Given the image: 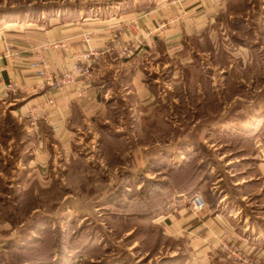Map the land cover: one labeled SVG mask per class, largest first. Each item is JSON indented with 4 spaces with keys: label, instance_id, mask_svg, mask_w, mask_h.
Instances as JSON below:
<instances>
[{
    "label": "rangeland",
    "instance_id": "obj_1",
    "mask_svg": "<svg viewBox=\"0 0 264 264\" xmlns=\"http://www.w3.org/2000/svg\"><path fill=\"white\" fill-rule=\"evenodd\" d=\"M43 1L0 0V14L8 12L12 3ZM178 65L174 76L161 65L148 74L149 89L156 97L153 103L136 107L121 99L124 92L118 88L105 101L103 117L77 118L70 147L58 145L48 151L51 156L43 171L23 167L21 161L32 150L23 149L25 138L18 132L29 138L30 131L11 113L6 135L0 136V251L11 258V264L23 261V256H39L49 248L43 245L46 240L64 248L61 258L81 253V264H100L111 256L124 264H183L185 255L188 264H195L198 258L190 252V235L178 232L175 209L181 200L192 207L180 190L200 160L208 164L194 193L200 192L209 205L219 198L226 203L228 195H246L243 200L251 201L254 208L262 204L264 187L255 176L251 178L249 163L254 154L264 155V145L258 140L256 146L248 133L254 130L240 124L246 118L235 122L221 118L245 115L238 105L246 110L264 101V0H231L215 26L194 42L187 59ZM8 114L0 108V120ZM260 122L264 130V120ZM17 161L19 167L11 170L8 162ZM147 185L155 194L161 192L167 211L146 212V199L140 194ZM120 186L122 197H130L129 208L124 201L110 202ZM202 210L193 208L197 213ZM171 212L169 221L163 220L161 213ZM33 225L43 226L44 232H28ZM90 236L94 238L90 251L89 246L69 251ZM12 238L18 239L20 251L28 242L35 247L24 254L4 251ZM37 238L41 243L36 244Z\"/></svg>",
    "mask_w": 264,
    "mask_h": 264
},
{
    "label": "crops",
    "instance_id": "obj_2",
    "mask_svg": "<svg viewBox=\"0 0 264 264\" xmlns=\"http://www.w3.org/2000/svg\"><path fill=\"white\" fill-rule=\"evenodd\" d=\"M122 1H43L37 9H33L30 3L17 2L10 6H24L22 10L0 14V108L4 107L24 121L30 131V137L22 144L25 151L31 147L32 155L22 161L19 159L24 162L23 167H39L43 171L51 156L48 151L58 145L70 147L72 134L78 130L77 118L105 115V101L113 90L115 94L124 92L121 99L136 107L140 103H153L156 97L149 89L148 74L161 65L174 76L179 62L187 59L194 42H200L202 35L215 26L231 0ZM103 7L105 9L100 10ZM161 24L163 27H159ZM112 33H117L122 42L142 40V50L123 59L118 58L114 51H104L110 46ZM85 34L89 36L88 43L84 41ZM43 44L57 46L43 47ZM88 46L103 50L88 80H77L61 90L46 84L39 87L43 85V78L29 66L38 55L46 57L49 71L60 73L69 70L75 61L74 55ZM49 98L54 100L53 105L47 103ZM40 103L43 106L37 112L38 119L32 123L28 110ZM241 106L237 108L244 109L246 122L240 124H246L247 131L254 130L260 135L255 138L256 146L259 145L258 140L264 145V130L258 126L264 120V101L256 107L247 106V111ZM254 119L257 121L252 123ZM116 133L121 134L117 130ZM6 150L2 149V152L6 153ZM18 161L7 165L15 171L19 167ZM250 161L249 172L254 173L251 178L255 176L264 187V155L254 154ZM230 196H227L226 203L219 198L214 205H209L204 198L205 208L199 213L183 200L177 204L175 215L181 226L177 231L181 236L190 235V252L198 258L195 264H231L219 247L220 239L230 241L254 261L263 258L264 201L254 208L251 201L243 200L246 195L240 198ZM186 198L190 202V196ZM162 214L163 220L168 222L172 212ZM93 239L91 236L87 239L83 246H89L86 250L90 251ZM80 254L61 258L60 264H81L84 256L80 258ZM182 263H189L187 255ZM107 264L124 263L120 259L109 258Z\"/></svg>",
    "mask_w": 264,
    "mask_h": 264
},
{
    "label": "built area",
    "instance_id": "obj_3",
    "mask_svg": "<svg viewBox=\"0 0 264 264\" xmlns=\"http://www.w3.org/2000/svg\"><path fill=\"white\" fill-rule=\"evenodd\" d=\"M159 27H163L161 24ZM84 41L89 42V36L84 35ZM43 47L57 46V44H43ZM143 48L142 40H135L131 42H122L117 33H112L110 38V46L104 49V51H114L118 58H129L135 53L141 51ZM103 54V50L91 48L88 46L85 50L80 52L78 55H74L75 60L69 70L55 73L49 71L48 60L42 55H38L37 59L31 61L29 66L35 69L36 74L43 78L44 84L53 87L54 89L61 90L65 85H68L77 80H88L92 74V68L97 63ZM47 103L50 105L54 104V100L49 98ZM43 105L35 104L28 110V118L32 123L38 119L37 112ZM190 203L196 211H200L205 208V200L200 192H196L190 196ZM219 247L225 252L226 257L229 259L231 264H264L263 258H259L254 261L249 256L242 254L230 241L220 239ZM264 249V247H263ZM264 252V251H263Z\"/></svg>",
    "mask_w": 264,
    "mask_h": 264
},
{
    "label": "trees",
    "instance_id": "obj_4",
    "mask_svg": "<svg viewBox=\"0 0 264 264\" xmlns=\"http://www.w3.org/2000/svg\"><path fill=\"white\" fill-rule=\"evenodd\" d=\"M39 5H40V3L39 4H35V5H33L32 8L33 9H37V8L40 7ZM23 7L24 6H19L17 8L11 7V9L8 10V12H6L4 14H10L12 12H16V11L22 10ZM9 113L10 114H8L7 117H5L4 119L2 118L0 120V136L1 135H3V136L6 135L7 126H5L6 125L5 123H6L7 118L8 117H11V112H9ZM221 119H223L222 121L235 122V121H240L239 119H241V120L242 119H245V115L242 114V115H239V116H234L232 118L231 117H224V118H221ZM218 122L219 121H217L216 123H218ZM18 133L20 135H23V138L28 139V135L25 132L20 131ZM248 133H251L250 135H251V137H253V139L256 138V136H257V133L254 132V131L248 132ZM113 137H117V136H113ZM251 147H252V145H250V148ZM251 153H252V151H251ZM27 157L28 156L24 157V159H26ZM205 161L200 160V162L197 165V167H195L194 170L192 171V175L190 176V179L187 180L183 184L184 186H182V188L180 190V193L185 194V195H188V196H191L194 193L197 185L200 182L199 180L201 179V177L203 175H205V169H206V166L208 164V162L206 161V163H205ZM168 185H169V183H168ZM150 188L151 187L147 185L146 186V189L144 187V192L142 194H140L141 198L146 199V203H147L146 206H145L146 212L150 213V212H157V211H161V210L167 211L168 210L167 207H166L167 205L165 204V201H163L164 200V197L161 194V192L158 193V194H155V190L153 188L151 190ZM122 189H123V187L121 188V186H120V190L117 191L116 193H114L112 195L113 197L111 196L110 199H112V201H110V202H114L113 204L118 205V204H122V201H124L123 202V206L125 208H129L131 206L130 203H129V200H128L130 197L128 195V196H125L126 198H123L124 196L122 197V193H124V192L122 191ZM127 197H128V199H127ZM230 197L232 198L233 195H231ZM30 230L37 231V232H39V234H42V232H44L43 231V226H41L40 228H38L37 226L33 225L32 228L27 229L28 232H30ZM35 235H34V239H35ZM18 239H20V242L19 243L21 245V244H23V242L25 240V237L24 238L22 237V239L21 238H18ZM18 239L17 238L9 239L7 242H5L6 244H4V246L2 247L3 250L4 251H8V250L11 249L12 251H19L18 253L24 254L23 253L24 250L27 249L28 251H30V250L32 251L34 249L33 247H35L34 246L35 244L34 245L33 244H29V242H28L27 245L23 246L24 249L21 248V251L18 250L17 249L18 248V245H19L17 243L18 242L17 241ZM37 239L38 240H36V244L41 243V239L40 238H37ZM42 242H43V245H45L46 248L49 247V248H47L46 251H44L42 249V253L39 256H37V255L28 256V257L23 256V258H24L23 261L22 260L21 261H16L15 260L14 261L15 263H12V264H60L61 255L64 254V248L63 247L61 248V246L57 245V242L56 243H53L52 246H50L48 240L42 241ZM84 244L85 243H82V244L79 245L77 243V245L76 246H73V248L71 250H69V251L70 252H73V251L75 252V251H77L78 246L79 247H83ZM43 245L41 247H43ZM53 250H57V254L56 255L54 254V251ZM4 253L5 252H3V254H2L1 251H0V264H11L10 263V262H12L11 258H10V260H8V257L6 258L5 257L6 254H4ZM26 253H27L26 255H28V253H32V252H26ZM13 257H14V255H13ZM109 258H114V257L111 256V257L104 258V260H102L100 262V264H107V261L109 260ZM13 259H15V258H13Z\"/></svg>",
    "mask_w": 264,
    "mask_h": 264
}]
</instances>
